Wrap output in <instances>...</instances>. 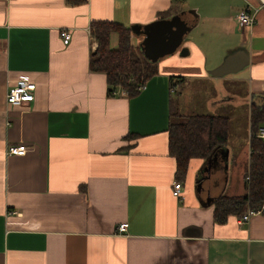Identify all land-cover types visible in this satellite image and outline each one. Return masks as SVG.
Listing matches in <instances>:
<instances>
[{"label": "crops", "instance_id": "0c3cea01", "mask_svg": "<svg viewBox=\"0 0 264 264\" xmlns=\"http://www.w3.org/2000/svg\"><path fill=\"white\" fill-rule=\"evenodd\" d=\"M174 4L198 14L188 38L140 93L109 95L106 74L90 70L91 22L145 25ZM246 8L256 21L242 28ZM236 52L248 65L211 74ZM23 74L35 97L12 106L7 91ZM174 76L185 78L175 89ZM242 101L264 104V0H0V264H264V211L243 225L214 221L230 178L220 148L216 167L192 162L183 197L173 194V105L217 114ZM17 144L25 154L8 153Z\"/></svg>", "mask_w": 264, "mask_h": 264}, {"label": "trees", "instance_id": "16d2710c", "mask_svg": "<svg viewBox=\"0 0 264 264\" xmlns=\"http://www.w3.org/2000/svg\"><path fill=\"white\" fill-rule=\"evenodd\" d=\"M71 4L81 0H68ZM185 11L183 4H174L159 14L158 19L170 18ZM91 36L97 42L96 50L90 57V70L106 74L108 94L119 90L132 97L140 93L146 82L158 72L157 61L148 59L141 48L133 44L131 28L116 20H93ZM118 43L112 46V36ZM184 77H171V87L184 82ZM173 105V104H172ZM169 154L176 162V179L187 178L192 162L206 160L216 149L228 141L230 120L227 115L211 113L180 114L174 107L170 112ZM264 123V104L251 111V137L249 170L246 174L247 192L241 195L222 194L214 208L215 223H225L231 215L243 216L249 209H259L264 204V140L256 135ZM131 137V136H128ZM128 145L118 151L130 150Z\"/></svg>", "mask_w": 264, "mask_h": 264}, {"label": "water", "instance_id": "95a60500", "mask_svg": "<svg viewBox=\"0 0 264 264\" xmlns=\"http://www.w3.org/2000/svg\"><path fill=\"white\" fill-rule=\"evenodd\" d=\"M188 14H192L194 18H190ZM197 15L198 14L195 10L189 9L175 14L170 18L157 19L145 25L134 24L130 28L132 33L141 39L139 47L143 54L148 59L157 61L164 55L173 53L182 45V43L188 38L187 35L196 25ZM240 53L236 52L229 56L221 66L212 70L211 74L214 76H222L229 71L233 70L237 72L244 68L248 65V59H244V56ZM216 150H214L206 160L215 155L219 161V153ZM220 153L221 158H224L225 160L229 159L230 150H226L225 146L220 148ZM225 167L228 168V165ZM200 181L201 179L197 180L198 190L201 188Z\"/></svg>", "mask_w": 264, "mask_h": 264}, {"label": "rangeland", "instance_id": "374dc122", "mask_svg": "<svg viewBox=\"0 0 264 264\" xmlns=\"http://www.w3.org/2000/svg\"><path fill=\"white\" fill-rule=\"evenodd\" d=\"M116 34L113 35V45H116ZM243 93H246V88L241 84ZM242 94V97H244ZM208 111V110H207ZM214 113V112H212ZM216 113V112H215ZM230 117V132L226 150H230L229 159H220L219 172L222 174L226 182L228 181V173L230 172L229 185L226 190V195H241L247 192L246 174L249 170L250 158V118L251 110L246 102L236 103L227 112H217ZM228 165V168L225 166ZM199 173L200 171H194ZM197 183L196 177L194 179Z\"/></svg>", "mask_w": 264, "mask_h": 264}, {"label": "built area", "instance_id": "2783aa9c", "mask_svg": "<svg viewBox=\"0 0 264 264\" xmlns=\"http://www.w3.org/2000/svg\"><path fill=\"white\" fill-rule=\"evenodd\" d=\"M256 21V13L252 12L249 8L242 10L238 14V22L242 28L246 26H252ZM61 35L64 38V42L68 43L71 34L68 30H62ZM36 90V83L27 74L21 75L15 82L11 85L7 91L6 99L7 103L12 106H22L34 99V92ZM256 135L264 140V123L260 124ZM27 151V146L25 144L10 145L8 147V153L10 154H25ZM182 183L177 181L174 185L173 194L182 198L181 194ZM264 211V204L259 209H249L243 216L238 218V223L243 225L250 221L251 217L257 213ZM128 224L122 223L119 225L120 231H125Z\"/></svg>", "mask_w": 264, "mask_h": 264}, {"label": "flooded vegetation", "instance_id": "af4514ba", "mask_svg": "<svg viewBox=\"0 0 264 264\" xmlns=\"http://www.w3.org/2000/svg\"><path fill=\"white\" fill-rule=\"evenodd\" d=\"M208 164H210V165H214L215 167H216V165H217V163L219 162L218 160H217V158H216V156L215 157H212L211 159H209L208 161ZM214 167V168H215Z\"/></svg>", "mask_w": 264, "mask_h": 264}]
</instances>
